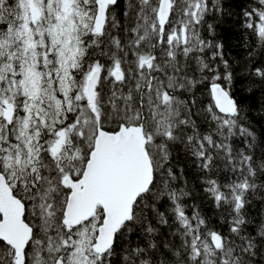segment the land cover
<instances>
[{
	"label": "snow or ice",
	"instance_id": "1",
	"mask_svg": "<svg viewBox=\"0 0 264 264\" xmlns=\"http://www.w3.org/2000/svg\"><path fill=\"white\" fill-rule=\"evenodd\" d=\"M0 264H264V0H0Z\"/></svg>",
	"mask_w": 264,
	"mask_h": 264
}]
</instances>
